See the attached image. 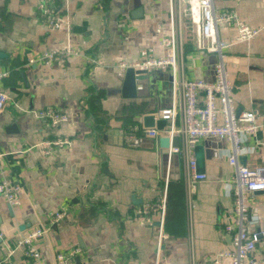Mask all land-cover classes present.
Here are the masks:
<instances>
[{"label":"crops","instance_id":"0c3cea01","mask_svg":"<svg viewBox=\"0 0 264 264\" xmlns=\"http://www.w3.org/2000/svg\"><path fill=\"white\" fill-rule=\"evenodd\" d=\"M38 0H0V68L9 74L0 89L9 92L0 110V178L19 185V201L10 205L0 195V255L34 225H48L53 211L65 217L49 224L37 241L45 264H54L55 253L79 246L73 264H155L157 228L140 223L137 208L157 201L163 193L167 147L159 137L144 138L137 146L125 144L122 129L141 123L170 101L167 70L149 71L137 80L136 94L124 96L125 71L116 63L142 57V49L156 43L154 28L167 29L169 0H54L67 15L70 30L51 29L36 17ZM245 22L258 26L247 41H235L233 27L220 28L230 41L226 64L238 109L264 112V0H225ZM142 7V15L132 11ZM185 53L195 76L211 78L215 56L196 50L187 25ZM69 44L84 55L63 65L28 63L46 48ZM92 55L90 62L85 55ZM54 105L68 119L55 126L33 115V109ZM15 124V129L8 125ZM67 138L68 144L44 152V139ZM207 174L197 183L194 204L187 214L182 181V160L173 155L166 191L158 264H216L217 253L230 247V234L222 228V212L231 205L227 180L234 173L228 163V142L204 138ZM249 151L239 160L249 167L264 164V128L246 141ZM251 230L264 229V190L252 193ZM156 220L157 214H153ZM264 255V235L256 256ZM12 264H31L17 251ZM218 264H230L223 258Z\"/></svg>","mask_w":264,"mask_h":264},{"label":"built area","instance_id":"2783aa9c","mask_svg":"<svg viewBox=\"0 0 264 264\" xmlns=\"http://www.w3.org/2000/svg\"><path fill=\"white\" fill-rule=\"evenodd\" d=\"M225 0H169L167 29L162 23L154 28L156 43L161 51H155L154 44L142 49V57L133 61L119 60L116 66L125 71L128 67L145 70H167L170 76V101L165 107L154 112V118H162V128L144 126L134 123L122 129L125 144L137 146L144 138L165 136L169 139L167 161L164 174L163 193L157 201L143 202L138 208L140 223L155 225L159 221L156 239L155 264L160 258L161 245L168 234L163 230L166 191L170 176L172 157L178 154L182 160V181L187 206V214L194 204V190L197 183L207 178V174L196 169L194 146L202 139L214 137L229 143L227 160L233 166L234 173L227 180L231 194V205L222 212V228L229 233L230 247L217 253L215 263L223 258L230 264H264V255L256 256L257 243L264 235V229L251 230L252 215L250 214L251 196L255 190H264V164L249 167L239 160V156L249 147L245 141L258 129L264 128V112L257 108L238 109L233 98V84L226 64L227 49L230 41L220 36V28L233 27L235 41H247L259 31L258 26L242 20L232 6L218 5ZM36 17L44 26L51 29L65 28L70 30L67 15L61 13L54 0H38ZM187 25L192 29L196 50L213 54L211 78L195 76L188 69L185 42ZM84 53L69 45L46 48L37 56L30 57L28 63L37 61L45 65H63L70 57ZM90 62H96L92 55H85ZM9 74L6 68H0V81ZM9 92L0 89V110L8 103ZM33 115L46 121L47 125L55 126L68 119L67 113L54 105L32 110ZM179 137V144L173 145L174 136ZM67 138L44 139L41 143L44 152L50 153L53 146L68 144ZM3 152L0 150V158ZM19 185L6 177L0 178V195L10 205L19 201ZM157 214L154 219L153 214ZM66 211L57 210L49 215V224L65 217ZM34 225L18 236L12 245L5 247L0 255V264H12L11 257L17 251L23 260L31 264H45L37 241L50 229V225ZM1 239V233H0ZM79 246H73L55 253L54 264H73V257L80 255ZM191 264L193 261L191 260Z\"/></svg>","mask_w":264,"mask_h":264},{"label":"water","instance_id":"95a60500","mask_svg":"<svg viewBox=\"0 0 264 264\" xmlns=\"http://www.w3.org/2000/svg\"><path fill=\"white\" fill-rule=\"evenodd\" d=\"M142 15V7L138 6L132 11V16L138 18ZM2 53L0 52V56ZM148 75V72L145 70L134 69L133 67H128L125 70V75L122 83V94L124 96H134L136 94V85L137 80L141 78H145ZM142 122L144 126H153L155 125L157 128H162L165 124V120L162 118H154L153 113H146L142 116ZM15 124L8 125V129L11 131L15 129ZM173 145L179 144V137L176 135L172 139ZM169 143V139L165 136L159 137V144L163 147H167ZM194 155L196 159V169L198 171L204 170V163H205V151H204V144L198 143L194 146ZM257 191H263L257 190ZM159 221H155V225L157 226Z\"/></svg>","mask_w":264,"mask_h":264},{"label":"trees","instance_id":"16d2710c","mask_svg":"<svg viewBox=\"0 0 264 264\" xmlns=\"http://www.w3.org/2000/svg\"><path fill=\"white\" fill-rule=\"evenodd\" d=\"M169 186V185H168Z\"/></svg>","mask_w":264,"mask_h":264}]
</instances>
